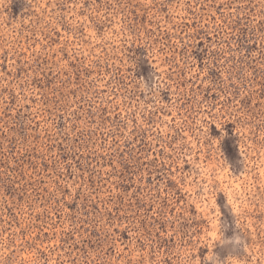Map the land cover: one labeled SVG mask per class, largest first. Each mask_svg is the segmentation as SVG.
<instances>
[{"label":"rangeland","instance_id":"rangeland-1","mask_svg":"<svg viewBox=\"0 0 264 264\" xmlns=\"http://www.w3.org/2000/svg\"><path fill=\"white\" fill-rule=\"evenodd\" d=\"M0 264H264V0H0Z\"/></svg>","mask_w":264,"mask_h":264}]
</instances>
